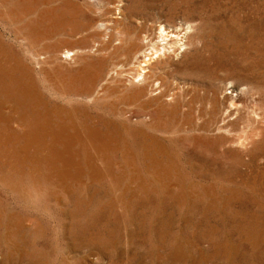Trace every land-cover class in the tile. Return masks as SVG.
Instances as JSON below:
<instances>
[{"label":"rangeland","instance_id":"rangeland-1","mask_svg":"<svg viewBox=\"0 0 264 264\" xmlns=\"http://www.w3.org/2000/svg\"><path fill=\"white\" fill-rule=\"evenodd\" d=\"M0 264H264V0H0Z\"/></svg>","mask_w":264,"mask_h":264},{"label":"bare ground","instance_id":"bare-ground-1","mask_svg":"<svg viewBox=\"0 0 264 264\" xmlns=\"http://www.w3.org/2000/svg\"><path fill=\"white\" fill-rule=\"evenodd\" d=\"M27 4V3H26ZM30 6V5H29ZM28 7V6H27ZM48 10V9H47ZM31 11V10H30ZM29 11V12H30ZM51 11V10H50ZM32 12V11H31ZM26 13V12H25ZM28 13V12H27ZM33 14H34V12H33ZM25 15V14H24ZM47 15V14H46ZM51 15V14H50ZM22 16V15H21ZM30 16H32V15H30ZM41 17V16H40ZM47 17V16H46ZM30 18V17H29ZM32 19H34V18H32ZM30 22V21H29ZM28 24V23H27ZM51 30V29H50ZM159 34H158V37H156V40L153 38V39H150V41L152 42L151 44H152V46H151V57L149 56L148 57V59L147 60H150L151 58H153V56L155 55V53H157V52H159L161 49H164L165 47H166V45L167 44H169V40H171L170 42L171 43H175V42H177V41H175L176 39L174 38H171V35H170V33L171 32H169V30H167V28L166 27H164L163 25H161L160 27H159ZM18 32V31H17ZM52 32V31H51ZM47 33V32H46ZM155 36V35H154ZM149 37V36H148ZM152 37V36H151ZM48 38V36H45V34H43V32H41L40 30H38V29H33V30H30L29 31V33H28V39H29V42L30 43H38L39 41H43V40H45V39H47ZM150 38V37H149ZM157 38H160L162 41L163 40H166V42L164 43V44H161L159 41H160V39L159 40H157ZM26 39V38H25ZM48 40V39H47ZM180 41V40H179ZM150 44V45H151ZM161 44V45H160ZM158 45V46H157ZM159 45L161 46V48H159ZM181 45H183V43H181L179 46H181ZM133 46V45H132ZM135 46V45H134ZM48 47V46H47ZM50 47V46H49ZM48 47V49H49V51H48V53H47V55L46 56H42L40 53H37V57H39V58H36L35 57V59H36V62L38 63H40V62H42V63H47V61H50V62H55V60L57 61V59L59 58V56H58V52L59 51H53V50H51L52 48H49ZM131 49H132V47H131ZM135 47H133V51H130V54H129V59H128V61L127 62H131L132 64H133V66L135 65H137V67H141V70H142V72H148V70H145L146 68H145V66H147V64H149V63H147L146 61H145V59H144V63H143V60H141V59H139V56L137 55V53H139V51H135ZM127 50H128V48H127ZM129 50H130V48H129ZM45 52H47V51H45ZM43 53V52H42ZM64 57L65 58H69V57H71L72 56V54H71V51L70 50H64ZM143 53V52H142ZM62 54V53H61ZM132 54V55H131ZM140 54V53H139ZM159 54H161L160 52H159ZM158 54V55H159ZM153 55V56H152ZM144 57V56H143ZM42 60V61H41ZM130 63V64H131ZM131 64V65H132ZM37 65H39V64H37ZM144 66V67H143ZM44 67V66H43ZM42 69V68H41ZM132 69V68H131ZM137 69V68H136ZM140 69V68H139ZM138 69V70H139ZM144 70V71H143ZM123 72V71H122ZM139 72H141V71H139ZM138 72V76H140V75H143V78L142 79H144L145 78V73L143 74H140ZM96 75V74H95ZM122 75L120 74V77H121ZM132 76H133V74H132ZM147 76V75H146ZM127 77V76H126ZM137 77V76H136ZM134 80V79H133ZM144 80H146V78L144 79ZM53 82V81H52ZM132 82V81H131ZM62 83V82H61ZM145 83V82H144ZM87 87H89V86H87ZM144 87V86H143ZM87 90V89H86ZM144 90H143V88H141V90H140V92H143ZM42 103V102H41ZM53 107V106H52ZM56 107V106H55ZM59 109H61L60 107H58ZM54 110V109H53ZM56 111V110H55ZM60 111V110H59ZM58 111V112H59ZM61 111H63V109L61 110ZM46 112V111H45ZM53 113V112H52ZM46 114V113H45ZM50 114L51 113H48V114H46V116H44V117H42V121H48L49 120V116H50ZM25 121H30V122H34L35 120L32 118V117H29V118H26V117H21L20 118V121H19V123H24ZM58 121V120H57ZM45 123V122H44ZM46 124H48V125H50L49 123H46ZM65 141V140H64Z\"/></svg>","mask_w":264,"mask_h":264}]
</instances>
